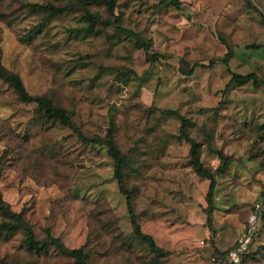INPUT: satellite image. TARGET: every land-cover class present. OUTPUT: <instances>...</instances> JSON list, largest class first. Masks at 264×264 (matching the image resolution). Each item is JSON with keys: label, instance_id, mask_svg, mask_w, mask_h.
Segmentation results:
<instances>
[{"label": "rangeland", "instance_id": "rangeland-1", "mask_svg": "<svg viewBox=\"0 0 264 264\" xmlns=\"http://www.w3.org/2000/svg\"><path fill=\"white\" fill-rule=\"evenodd\" d=\"M179 1L180 11L161 0H116L118 26L149 43L151 63L103 0H0V61L30 95L68 111L84 136L103 139L114 128L134 214L165 252L162 264H212L244 239L240 264H264V220L252 223L264 202V87L230 82L232 73L264 80V0ZM180 118L206 168L220 165L219 153L232 160L216 180L213 239L203 212L209 181L189 164ZM0 192L37 240L83 249L86 264H153L106 149L47 121L1 80ZM0 264L74 261L54 248L27 252L18 233L0 238Z\"/></svg>", "mask_w": 264, "mask_h": 264}, {"label": "trees", "instance_id": "trees-1", "mask_svg": "<svg viewBox=\"0 0 264 264\" xmlns=\"http://www.w3.org/2000/svg\"><path fill=\"white\" fill-rule=\"evenodd\" d=\"M106 6V11L109 16L115 17V24L117 29L130 36L133 39L135 48L143 50L147 54V60L151 63H154L156 55L148 54L149 43L142 40L136 33L123 29L118 26V18L115 16L116 0H103ZM163 4L171 5L176 10L182 9V3L179 0H161ZM90 26H94L96 23V18L94 16H89L86 18ZM232 57V52L230 50L220 59V62L228 66V60ZM214 66V62H210L207 65L204 64H194L190 69L183 71V75L191 76L194 71L198 68L201 69H210ZM0 80L7 84L17 99L26 104H33L37 107L38 112L43 115V117L52 123H58L61 126L70 129L77 134L79 140L85 145L92 146H101L106 149V153L113 163V178L116 181L119 193L124 196L126 201V210L130 220V226L133 234L149 248L153 255L152 263L153 264H162L161 259L164 257L165 252L159 248L154 239L145 233H143L138 224V220L133 211V200L134 193L132 190H129L126 187V156L118 149L114 142L113 132L114 128L111 126L107 131L106 136L103 139L100 138H89L84 136L78 128L74 125L71 120V116L68 111L57 107L53 104L52 100L45 96H33L30 95L21 78L9 70H7L0 61ZM230 82L237 86H246L251 84L254 87H264V80L258 78L254 73L247 75H238L231 74ZM164 113L170 115H177L175 112L166 111ZM181 120V129L179 132V137L186 140L190 144L189 155L190 160L189 164L193 169L195 175L199 178L209 181L208 192L206 195V207L203 209V212L206 217L207 229L210 232V237L213 239L216 236V229L213 224V211L215 208V189L217 186V177L222 176L228 169L232 160L228 156L223 155L222 153L218 154L220 159V165L215 169L211 170L206 168L201 162L200 157V148L199 144L192 140L185 127L187 122L184 118ZM264 220V208L260 214V221ZM21 234L22 242L24 248L27 252L30 253H40L46 251L48 248H54L63 255H66L73 259L74 264H86L87 254L83 249H67L58 239L53 238L48 235L44 240H37L31 226L25 220L22 213H15L11 210L10 206L3 200L2 194L0 192V238H5L9 236H14L16 234ZM246 246L243 252L240 255L239 264L246 254ZM228 251H225L219 254V257L226 255Z\"/></svg>", "mask_w": 264, "mask_h": 264}, {"label": "crops", "instance_id": "crops-1", "mask_svg": "<svg viewBox=\"0 0 264 264\" xmlns=\"http://www.w3.org/2000/svg\"><path fill=\"white\" fill-rule=\"evenodd\" d=\"M239 245V243L238 244H236L233 248H231L230 250H228V253L226 254V255H224L223 257H219V255H216V256H214L213 258H212V264H235V263H233V261H232V258H231V256H230V253L231 252H233L235 249H236V247ZM244 249H245V247H244Z\"/></svg>", "mask_w": 264, "mask_h": 264}, {"label": "water", "instance_id": "water-1", "mask_svg": "<svg viewBox=\"0 0 264 264\" xmlns=\"http://www.w3.org/2000/svg\"><path fill=\"white\" fill-rule=\"evenodd\" d=\"M263 208H264V202L261 203V204L257 207V210H256V212H255V215H254V217H253V219H252V223H253V224H255V223L257 222V220H258V218H259V215H260V212H261V210H262ZM245 238H247V236H246ZM244 244H245V239L239 243V245L236 247V250L241 249V247H242Z\"/></svg>", "mask_w": 264, "mask_h": 264}, {"label": "built area", "instance_id": "built-area-1", "mask_svg": "<svg viewBox=\"0 0 264 264\" xmlns=\"http://www.w3.org/2000/svg\"><path fill=\"white\" fill-rule=\"evenodd\" d=\"M245 247V244L241 247L239 250H234L233 252L230 253V256L232 258L233 263L238 264L240 260V255L243 252Z\"/></svg>", "mask_w": 264, "mask_h": 264}]
</instances>
